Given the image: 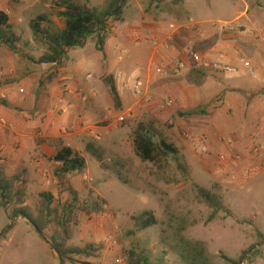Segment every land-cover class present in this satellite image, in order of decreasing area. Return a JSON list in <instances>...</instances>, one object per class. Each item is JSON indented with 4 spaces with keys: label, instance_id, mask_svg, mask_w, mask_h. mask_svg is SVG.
<instances>
[{
    "label": "rangeland",
    "instance_id": "374dc122",
    "mask_svg": "<svg viewBox=\"0 0 264 264\" xmlns=\"http://www.w3.org/2000/svg\"><path fill=\"white\" fill-rule=\"evenodd\" d=\"M82 2L93 9L103 8L107 0ZM247 8L251 16L264 15V0H129L122 20L110 22L105 42L116 36L123 37V46L125 35H138L136 37L139 38V35L153 31L164 33V40L172 37V44L176 43L173 48L190 54V58L193 53L215 57L228 52L224 45L228 39L223 38L224 34L246 31L236 20ZM1 11L10 16L21 42L18 44L19 53L0 44V103L8 102L9 97L4 99L2 94H9L20 107L17 109L19 113L33 112L38 105L44 104V107L49 106L47 112L52 109L54 115H60L63 110L53 108L52 104L47 105L45 98L47 92L51 91L54 77L57 78L64 64L51 67L30 60L34 58L38 61L47 49L42 40L35 39L31 24L38 16L47 14L51 23L43 24V28L53 33L64 29L65 22L58 17L59 9L53 0H0ZM202 36L203 39H200ZM97 42L96 35L90 36L84 47L91 62L98 66L94 68L92 65L89 74H94V80H102L108 72V63L105 64L103 53L98 51ZM143 45L141 43L139 47ZM125 46L127 49L133 48L129 42ZM143 60L137 58L136 64L131 65H137L135 68L146 67V60ZM198 74L201 78L197 79L199 82L195 85L199 87L203 102L200 106H197L199 103L188 105L187 112L193 114L218 107L220 103L217 101L222 96L224 83L237 77L199 71ZM147 91L144 85L143 96L131 99L122 112L116 111L104 100L100 104L104 117L96 119L93 111L89 112L88 116L95 118L94 127L102 141H94L93 135L92 139L89 135H83L84 142L80 146H88L92 140L91 144L98 146L101 158L97 159L79 148L87 160V167L80 175L87 179L80 183L77 179L69 182V177L56 179L58 167L51 159L46 158V164L42 166L24 163L27 166L21 167L8 158L4 160L0 157V168L9 177L21 176L26 195L23 205L8 203L6 208L0 206V264H60L52 241L64 242L66 248L93 247L90 256L71 255L66 262L62 261L63 264H112L119 259L128 264V252L134 247L145 250L154 262L162 259L165 264H187L176 248L181 238L203 243L213 264H264V168L250 166L246 161L243 168L252 169L250 178L244 177L241 168L233 181L224 183L216 178L211 169L207 171L204 168L205 160L215 155L217 160L212 164L216 171L222 170L219 157L228 153H216L211 145L209 156L195 151L184 134L191 132L206 139L207 136L177 124L180 112L174 109L175 101L172 99V113L165 122H158L151 113L136 111L138 106L147 104L143 101ZM48 96L51 98V95ZM134 107L137 117L135 115L120 123L119 118L129 112L132 114L129 110ZM31 119L30 116L28 121L35 125L37 134L41 131L43 135V126H37ZM149 120H155L169 142L179 148L181 163L187 172L180 170L172 158L160 170L154 164L143 163L136 155L134 131L141 122ZM172 121L175 122L174 126L171 125ZM113 127L127 131L119 135L124 141L127 140L122 157L117 156L115 151L103 149L109 148L117 136L110 132L114 130ZM252 131L254 134L250 139L248 137L250 146H253V136H257L255 145L263 143L264 136ZM180 138L188 146H183ZM42 141L50 146H62L57 137L47 139L42 136L33 146H41ZM229 171L222 170L228 177L231 174L236 176ZM199 188L216 194L224 207L214 220H211L213 209L200 197ZM43 194L52 196L50 208L53 213L42 217L40 226L44 233L41 234L30 220L23 215L16 216L15 212L25 208L32 220L37 221L43 211ZM146 212H153L158 224L136 236H129L128 233L135 229V218ZM257 247L261 248L250 254Z\"/></svg>",
    "mask_w": 264,
    "mask_h": 264
},
{
    "label": "crops",
    "instance_id": "0c3cea01",
    "mask_svg": "<svg viewBox=\"0 0 264 264\" xmlns=\"http://www.w3.org/2000/svg\"><path fill=\"white\" fill-rule=\"evenodd\" d=\"M236 21L242 29L245 27L246 31L224 34L223 38L228 39L224 43L228 52L217 54L215 57L225 56L227 64L231 66H242L248 62L253 67L254 74L244 71L241 75L234 77L233 81H226L220 105L210 110H202L200 114L187 112L188 105L199 103L197 106H200L203 102L199 87L195 85L199 82L197 79L201 78V75L191 68L193 63L190 54L175 50L173 47L176 43L174 45L171 43L169 47L162 45L155 48L150 41L148 42L151 38L164 40V33L163 35L152 31L139 35V38L136 37L138 35L135 37L133 34L125 35V44L131 43L132 49L125 48V44L121 45L123 37L116 36L105 42L103 59L105 64L108 63L106 64L108 70L106 74L114 76L124 106L131 99L141 98L136 96L135 88L139 83H142L150 91H147L146 97L152 98L154 103L147 102L145 97L143 101L147 104L142 107L138 106L136 111L151 113L158 122H165L172 111L171 109L161 111L156 102L172 99L175 101L174 109L180 112L179 118L176 119L177 124L205 134L209 146L211 145L216 153L248 154L251 149L248 137L250 139L254 134L250 131H256V134L260 132L258 135L264 136V15L251 16L247 8V11L242 13ZM141 43H144L142 47L137 46ZM211 56L213 57V55ZM90 58L86 47L71 50L67 61L59 69L57 78L54 77L50 86L51 91L47 92L45 102H50H47V105L52 104L53 108L63 110L60 115H54L52 109L47 112L49 106L44 107V104L38 105L33 112L19 113L17 109L20 107L16 104L15 98L9 94H2L4 99L9 97L8 102L4 101L9 107L0 103V157L2 159L8 158L10 162L21 165V167H26L28 164L42 166L46 164V158L51 159L61 147H71L81 155L83 148L86 153L87 144L80 146L84 142L83 135H89L91 139L94 137V141H102L94 127L95 118H91L88 114L93 111L95 115L93 116L96 119L104 117L105 113L101 110L100 104L104 100L113 107V101L104 82V77L102 80H94V74H89L92 65L94 68L98 67L95 62H91ZM137 58L146 60L147 69L144 66L135 68L137 65H131V63L136 64ZM178 60L186 62L188 68L176 73L172 67ZM49 66L57 67V65ZM48 95H51V98ZM14 105L17 107H12ZM129 111L133 112L131 118L135 115L137 117L135 107ZM28 115L37 126H43V135L41 131L37 134L35 125L28 121L30 117ZM65 129H67V133H64ZM119 130L121 129L110 130L113 135L117 136L109 148L103 149L115 151L117 156L121 155L122 157L121 153L125 150L127 140L124 141L119 135H123L127 131ZM39 136L47 139L57 137L61 140L62 146H50L45 141H42L41 146H33ZM180 142L183 146H188L182 138H180ZM20 144L22 146H18ZM92 144L94 145V143ZM95 147L98 146L95 145ZM79 148L81 149L79 150ZM9 154L10 157H8ZM216 160L215 155L210 160H205L204 168L207 171L211 169L214 176L224 183L233 181L232 174L228 177L221 170L216 171L212 164V161ZM24 163L27 165L24 166ZM56 166L58 167L59 164L56 163ZM229 170L237 175L238 171L234 168ZM80 175H69L68 181L77 179L80 183L87 179L81 178Z\"/></svg>",
    "mask_w": 264,
    "mask_h": 264
},
{
    "label": "trees",
    "instance_id": "16d2710c",
    "mask_svg": "<svg viewBox=\"0 0 264 264\" xmlns=\"http://www.w3.org/2000/svg\"><path fill=\"white\" fill-rule=\"evenodd\" d=\"M55 6L59 9L58 17L64 20V29L58 32H50L43 28V24L51 23L47 14L38 16L31 24L35 39L42 40L46 45L45 54L38 60H30L39 65H62L68 59L71 50L82 48L87 43L90 36L98 37L97 49L105 55V40L109 32L111 21H121L125 8L129 0H107L103 8H90L82 0H53ZM21 38L14 31L11 19L5 12H0V44L8 47L12 52L19 53L18 44ZM104 82L111 95L114 109L118 112L124 110L122 98L118 92L114 76L105 75ZM217 102L220 103V100ZM7 106V102H2ZM134 147L136 155L143 163H151L160 170L165 168L164 163L169 159H174L178 163L180 170L187 172V169L181 163V151L158 127L155 120L141 122L134 131ZM86 152L97 159H100L99 150L93 144H89ZM211 155V153L209 154ZM208 155V156H209ZM59 166L56 169V177L66 178L69 175L82 174L87 167V160L79 152L71 147H61L57 150L55 156L51 158ZM19 183L21 186H18ZM200 197L213 209L211 220H214L224 207L220 199L213 192L199 188ZM44 199L43 211L37 221L32 220L27 213V209L22 208L15 212L16 216L23 215L37 226L38 232L44 233L41 228L42 217L51 215L53 211L50 208L52 196L42 195ZM25 190L20 175L9 177L3 168H0V200L1 207L6 208L8 203H25ZM59 226L62 223L57 222ZM158 224L153 212H146L135 218V229L128 233L129 236H136L138 233L146 231ZM54 250L60 255L63 262H66L71 255L90 256L93 247L87 249L66 248L65 243L53 242ZM181 259L187 264H213L208 251L203 243L192 242L181 238L176 246ZM254 249V248H253ZM228 262L232 260L225 258ZM128 264H165L164 260L152 261L151 256L145 250H138L136 247L128 252Z\"/></svg>",
    "mask_w": 264,
    "mask_h": 264
},
{
    "label": "built area",
    "instance_id": "2783aa9c",
    "mask_svg": "<svg viewBox=\"0 0 264 264\" xmlns=\"http://www.w3.org/2000/svg\"><path fill=\"white\" fill-rule=\"evenodd\" d=\"M229 29H234L228 26ZM150 41L151 45L155 48H159L162 45H165V47H169L170 44L172 43V37H169L165 40H159V39H154L151 38L148 40ZM137 46H140V44H137ZM226 57L222 56L219 58L212 57V56H203L198 53H193L191 55V60H192V66L196 71H201L205 73H215V74H229L233 76H239L241 75L244 71H247L250 74H254V69L250 65V63H244L242 66H231L228 65L226 62ZM173 71L176 73H179L181 71H184L188 68L186 62L182 60H178L174 63L173 65ZM143 85L142 83H139L136 88H135V94L137 97L143 96ZM147 102L149 103H154V100L152 98H147ZM158 105V108L161 111H167L171 107H173V101L170 99H165L162 102H156ZM131 118V113L129 112L128 114H124L119 118L120 123L126 122L128 119ZM171 125L174 126L175 122H171ZM64 133H67V129L64 130ZM263 135H264V127H263ZM184 137L186 140L191 142V145L197 151L199 154L203 156H208L211 153V149L209 146V143L205 137H197L194 136L191 132H187L184 134ZM251 142L253 146H251V149L249 150L248 154L244 155L242 153H235L233 155H221L219 157V163L221 164L222 170L223 171H228L229 169H235L239 172L240 174V168L244 170L243 168L244 163L247 161L250 166H257L260 168H264V142L259 143L255 145V142L257 140V136H253L251 138ZM227 166V167H225ZM221 170V171H222ZM241 170V172H242ZM242 175V174H241ZM243 175L246 178H250L252 175V169L247 168L246 170L243 171ZM234 179L237 178L236 176H233ZM243 177V176H242ZM112 264H124L123 259L117 260L115 263Z\"/></svg>",
    "mask_w": 264,
    "mask_h": 264
},
{
    "label": "water",
    "instance_id": "95a60500",
    "mask_svg": "<svg viewBox=\"0 0 264 264\" xmlns=\"http://www.w3.org/2000/svg\"><path fill=\"white\" fill-rule=\"evenodd\" d=\"M261 247H257V248H255L250 254H252L253 252H256L258 249H260ZM58 256H59V258H60V260H61V262H60V264H63V262H62V259H61V257H60V255L58 254Z\"/></svg>",
    "mask_w": 264,
    "mask_h": 264
}]
</instances>
